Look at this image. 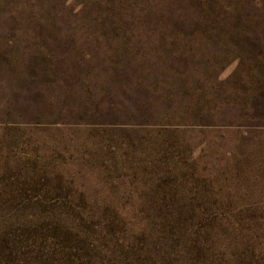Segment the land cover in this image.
I'll return each instance as SVG.
<instances>
[{"label": "rangeland", "instance_id": "obj_1", "mask_svg": "<svg viewBox=\"0 0 264 264\" xmlns=\"http://www.w3.org/2000/svg\"><path fill=\"white\" fill-rule=\"evenodd\" d=\"M68 5L80 7V0ZM161 27L116 18L0 22V234L8 233L0 240H9L0 246V264H186L187 254L190 264H233L239 255L249 264L264 263V217L241 229L249 236L246 246L243 236H235L234 217H227L228 223L206 227L205 245L190 252L184 239L198 243L204 235L197 227L177 233L151 222L142 232L127 221L110 230L111 212L152 210L138 206L147 189L128 201L130 180L165 178L181 210L264 215V16L250 24L234 49L230 40L162 34ZM139 79L143 89L134 90ZM210 79L217 91L243 96L229 106L217 99L204 111L211 115L199 116L197 108L186 113V104ZM166 91L171 96L159 98ZM130 92L141 103L137 116L128 119ZM167 120L180 125H166ZM34 124L42 131L2 127ZM105 124L118 126L100 128ZM82 126L99 128L91 134ZM50 139L83 144L67 163L85 166L74 175L88 201L78 207L84 216L70 211V202L53 200L51 206L26 197L25 188L5 185L23 177L3 175V168L29 167L35 158L33 151L24 159L20 147L48 152ZM132 150L135 157L128 156ZM190 174L196 186L187 191L183 181ZM59 215L69 217L66 223Z\"/></svg>", "mask_w": 264, "mask_h": 264}, {"label": "trees", "instance_id": "obj_2", "mask_svg": "<svg viewBox=\"0 0 264 264\" xmlns=\"http://www.w3.org/2000/svg\"><path fill=\"white\" fill-rule=\"evenodd\" d=\"M68 1L69 0H0V22L8 24L30 21L55 22L59 20H96L99 18L128 19V22L164 26L160 28L162 34L184 33L185 36L190 38L195 36L210 37V39L216 42L230 40L232 41L231 48L234 49L240 44L239 37L249 32L248 28L250 24L264 16L261 10L264 9V6L261 5V0H80V7L69 6ZM231 48L229 47V49ZM239 58H241V56H239ZM216 79H219L218 76H216ZM206 82L209 84V87L197 89L198 91L196 90L197 94L195 98H191L189 103L185 106L187 109L186 113H191L194 108H197L200 109L198 111L199 116H203L202 112L204 113L205 110L212 109L213 106L218 104L217 99H221L225 102L226 106H229L237 103L238 100L241 99V96H243L238 94L229 95L223 91H217L211 79ZM214 82H216V80H214ZM132 87H134V90H142V80L139 79L135 81ZM192 95L193 93L191 92L190 96ZM170 96L171 91H166L164 94H161L159 98H169ZM187 96L188 93L184 97L186 100ZM132 97L136 99L131 100ZM128 102V119H130L137 116L135 114L137 111L136 107H138L136 104L141 103V99L139 96L132 95L130 92L128 94ZM109 103L111 105L116 104L117 100L115 98L110 99ZM68 111L75 112L73 109ZM207 114L211 115L210 112L208 113V111H206L204 115ZM75 123L78 124L81 122L77 121ZM165 124L170 126L175 125L176 128L180 125L179 123L175 124L171 120H167ZM36 125L37 124L25 125L24 127L2 125V127L4 131L13 132L15 130L20 133H24L25 131H42L41 129H34L37 127ZM86 125H89V123H86ZM112 126L118 125L105 124L104 127L100 128L106 130L116 128ZM81 128L86 130L87 133L92 134L93 130L99 128V126H82ZM43 130L48 129L44 128ZM87 138H89V136H87ZM48 142H50L48 152H37V147L31 151H27V149L20 147V150L24 151V159L28 160L30 158L29 153L34 151L35 158L45 157L47 161L38 162L34 158V160L31 161L32 163L28 165L29 167L15 164L3 168V175L6 172V174L9 175L15 174L23 177L22 181L16 178L15 181L7 182L5 185L16 190L18 189L19 191H21L19 188H25L28 190L29 194L25 195L26 197L37 198L35 200L41 201V203L44 204L48 201L51 206H53V200L59 199L61 202H70L72 204L70 211L78 210L79 212L75 213L77 217L81 216V214L84 216L81 209L78 207L87 204L88 201L85 197V192L78 188L74 175L76 174L75 172L81 173L85 166L74 167L67 163L68 159L76 157L75 153L82 149L79 145L83 144L71 147V144L64 143L61 145L54 139H50ZM169 145L171 146L172 144L170 143ZM166 150H168L167 147ZM135 151L137 150H132L131 154L129 153L128 156L133 155L135 157ZM81 157L83 156L81 155ZM56 160H59V162ZM128 167L133 168V164L128 163ZM137 167L140 168V171L144 174H151L150 171L146 172L143 165L137 164ZM26 174L29 178H26ZM183 183L187 191H190L193 186H196L195 178L191 174L188 176V180L183 181ZM172 184L173 183L170 184L165 178L148 179L143 183L131 180L128 181V201L134 200V197L137 198L140 195H135L137 190H141V192L144 193V190L147 189L146 193H148V195L140 196L138 206L144 205L147 206V209L151 207L152 210H133L131 212H118L115 210L116 212H111L112 215L108 217L110 230L115 231L116 228L124 227L127 221L128 224L136 225V229L139 230H141V228H147L148 224L151 222L158 223L165 231L170 230L176 231L177 233H185L197 227V229L203 230L202 235H204L198 240V243H196L197 240L195 239H184L185 248L190 252L194 246L205 245L209 236V233L205 230L206 227L228 223L227 217H234L233 223L239 226L235 236H243L246 246L249 236L245 235L241 229H244L245 224H253L261 217H264V215L255 214H237L229 216L220 213H210L208 211L195 212L181 210L182 207L179 205V200L175 197V187ZM18 196H21V194H18ZM146 197L148 199L142 202ZM66 214L72 216L73 220L76 218L70 213ZM54 215L55 214L49 217H53ZM59 216L60 221H64L65 223L69 218L64 217V215ZM93 216V214L88 213V218ZM260 224L262 225L264 222ZM222 230L224 229H220V231ZM0 235L6 238L8 233ZM5 238L0 240L2 249L7 247V243L9 242V240ZM251 252L252 251H250V253ZM189 256L188 254L186 255V264H190V261H188ZM198 256L204 260L208 258V255L204 253V251H200ZM238 258L239 259L233 264H249L245 261L244 255H242V257L239 255ZM220 263L221 260L217 262V264Z\"/></svg>", "mask_w": 264, "mask_h": 264}]
</instances>
